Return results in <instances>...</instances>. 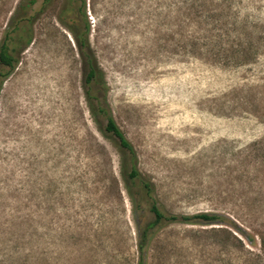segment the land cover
<instances>
[{
    "label": "rangeland",
    "instance_id": "obj_1",
    "mask_svg": "<svg viewBox=\"0 0 264 264\" xmlns=\"http://www.w3.org/2000/svg\"><path fill=\"white\" fill-rule=\"evenodd\" d=\"M261 24L264 0H0L18 59L0 86V264H138L153 216L142 198L134 214L118 145L90 117L72 34L86 27L159 208L224 217L159 226L144 264H260L247 251L264 234V55L225 59Z\"/></svg>",
    "mask_w": 264,
    "mask_h": 264
},
{
    "label": "trees",
    "instance_id": "obj_2",
    "mask_svg": "<svg viewBox=\"0 0 264 264\" xmlns=\"http://www.w3.org/2000/svg\"><path fill=\"white\" fill-rule=\"evenodd\" d=\"M234 31L235 28L228 30L227 33L229 35V32ZM243 31L244 41L240 43V45L237 44L234 50L233 45L230 54L226 55L225 59L228 60L229 64L232 63L235 66H248L254 63L260 56L264 55V24L246 25L243 27ZM88 33V27H86L85 31L82 33L75 31L72 32L84 72L83 90L90 117L99 127V130L104 135L113 138L118 145L120 151L119 172L132 204L134 214L140 211L141 207L138 200L139 198H142L149 202V212L153 216V221L149 223L144 225L138 223V264H144L146 247L151 235L159 226L165 223H184L189 225L197 223H203L205 225L222 224L224 222V217L222 215L209 213H199L189 216L171 215L164 213L159 208L157 199L155 198L154 184L144 178L140 173L136 151L114 120L107 101V89L104 76L97 64L95 55L91 50L88 41ZM22 40H24L25 47L31 43V38L28 33H26L25 36H21L17 42ZM220 41L222 43L221 38H219V45L221 44ZM15 53L16 49L10 48V44L6 40L0 42V86L18 63ZM134 189H136V191H134ZM241 232L252 246L254 244L253 238L249 237V234L246 231L241 230ZM235 239L240 244V247L245 248L244 244L238 238ZM259 239L261 246L259 254H252L249 250L247 252L252 255L251 257L258 260L260 264H264V234L261 235Z\"/></svg>",
    "mask_w": 264,
    "mask_h": 264
}]
</instances>
